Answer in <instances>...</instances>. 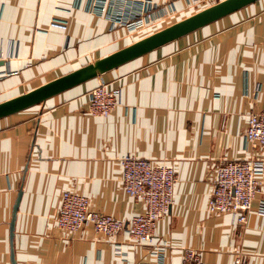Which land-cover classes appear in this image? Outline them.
Here are the masks:
<instances>
[{
	"label": "crops",
	"instance_id": "1",
	"mask_svg": "<svg viewBox=\"0 0 264 264\" xmlns=\"http://www.w3.org/2000/svg\"><path fill=\"white\" fill-rule=\"evenodd\" d=\"M154 1H171L172 16L126 33L88 12L85 0H0V69L10 71L0 79V102L222 0ZM98 80L120 88L106 116L87 112ZM263 106L264 0H253L0 116V264H179L187 248L204 261L264 264L256 199L244 225L206 206L214 166L258 153L242 132L248 113ZM124 153L165 159L175 170L173 201L152 240L162 261L124 231L104 236L89 224L71 233L55 224L64 189L121 220L143 211L121 187Z\"/></svg>",
	"mask_w": 264,
	"mask_h": 264
},
{
	"label": "built area",
	"instance_id": "2",
	"mask_svg": "<svg viewBox=\"0 0 264 264\" xmlns=\"http://www.w3.org/2000/svg\"><path fill=\"white\" fill-rule=\"evenodd\" d=\"M204 1L187 0V3L195 7ZM84 8L105 17L110 28L120 26L126 33L137 32L173 14L171 1L85 0ZM52 24L61 23L54 20ZM9 73L0 69V79ZM119 95L118 86L110 87L107 82L98 80L88 90L87 112L101 116L110 114L119 102ZM242 136L244 146L258 153L225 159L214 166L213 184L206 206L209 212H232L235 222L244 225L254 199L257 202L255 211L264 215V106L248 113ZM119 164L121 187L128 196L142 202V212L121 220L89 208V198L85 194L64 189L60 194L55 224L71 233L89 224L95 232L104 236L124 231L131 241L145 247L156 260L162 261V245L156 248L152 240L157 220L169 210L173 201L175 170L165 159L153 161L132 153L121 155ZM179 264L223 263L204 261L196 250L187 248ZM232 264H240V257H236Z\"/></svg>",
	"mask_w": 264,
	"mask_h": 264
},
{
	"label": "water",
	"instance_id": "3",
	"mask_svg": "<svg viewBox=\"0 0 264 264\" xmlns=\"http://www.w3.org/2000/svg\"><path fill=\"white\" fill-rule=\"evenodd\" d=\"M253 0H222L212 6L186 17L178 22L172 23L158 31H155L131 45L111 53L110 55L92 61L82 67L76 68L63 75L55 77L41 85L17 95L13 98L0 102V116L17 111L28 105L39 102L51 93L62 89L80 79L102 72L105 68L114 66L121 61L136 56L148 49L167 42L179 35L194 29L208 21H211L225 13H228L241 5ZM16 205L13 207L15 212ZM13 212V213H14ZM13 220L10 222V234L12 233Z\"/></svg>",
	"mask_w": 264,
	"mask_h": 264
}]
</instances>
